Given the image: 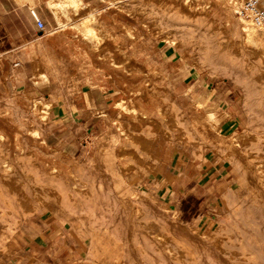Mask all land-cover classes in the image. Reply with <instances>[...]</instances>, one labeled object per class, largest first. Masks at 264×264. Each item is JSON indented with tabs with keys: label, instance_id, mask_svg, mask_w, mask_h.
<instances>
[{
	"label": "rangeland",
	"instance_id": "rangeland-1",
	"mask_svg": "<svg viewBox=\"0 0 264 264\" xmlns=\"http://www.w3.org/2000/svg\"><path fill=\"white\" fill-rule=\"evenodd\" d=\"M58 1L57 13L94 16L53 30L79 46L49 54L48 75L35 62L34 81L55 90L62 75L70 88L102 79L114 112L98 113L104 122L76 151L58 145L46 88L0 104V264H264V63L254 55L264 39L248 34L253 24L232 0Z\"/></svg>",
	"mask_w": 264,
	"mask_h": 264
},
{
	"label": "crops",
	"instance_id": "crops-1",
	"mask_svg": "<svg viewBox=\"0 0 264 264\" xmlns=\"http://www.w3.org/2000/svg\"><path fill=\"white\" fill-rule=\"evenodd\" d=\"M55 1L0 0V104L3 101L16 104L18 94H29L34 90L46 88L42 93L51 95V101H55L53 102L54 117L51 126L58 128V135H55L58 145L60 147L62 144L63 149L67 145H71L77 151L84 147L86 135L104 122L98 113L114 112V104H112L114 93L110 85L97 82L102 80L99 78L96 79V82L89 84L88 89H85L84 85L81 86V89L76 85L70 88L66 85L65 75L60 76L59 78H62L60 80L56 79L55 90H49V86L43 85L42 81L40 83L34 81L33 64L35 62L44 65V70L48 75V65L52 61L49 54L54 52L57 55L61 54L64 58L66 51L69 52L79 46L75 40H69L68 36L60 34L57 38L52 37L50 34L53 30L58 29L64 32L63 27L68 25L65 22L72 21V24L75 25V22L78 21L76 24L78 26L82 19L94 16L90 13L89 16L76 19L75 16L69 15L68 11V15L57 13L50 5V3H60ZM82 1L87 5H92L94 9L101 7V3L106 4L103 0ZM107 9L102 7L100 11H107ZM32 10L44 22L46 27L44 32L37 28L31 15ZM59 14L64 18L62 24L58 23ZM61 27L62 29H60ZM108 30H110L109 27ZM33 55H36V59L32 57ZM61 71L65 72L64 66L58 69V72ZM108 74L113 75L112 73ZM54 80L52 78V81ZM69 92H72V98H69ZM104 120L106 121V119ZM44 141L48 143V138H44ZM162 148L164 151L169 150L166 145ZM64 153L70 154L66 151ZM40 237L41 239L37 237L31 239V248L39 239L42 240L41 245H48L46 237L43 234Z\"/></svg>",
	"mask_w": 264,
	"mask_h": 264
},
{
	"label": "bare ground",
	"instance_id": "bare-ground-1",
	"mask_svg": "<svg viewBox=\"0 0 264 264\" xmlns=\"http://www.w3.org/2000/svg\"><path fill=\"white\" fill-rule=\"evenodd\" d=\"M80 1H82V0H80ZM242 4H240V2H239V0H232L231 1V7L233 8V10L235 9L236 11L239 9V7L241 6ZM231 9V8H230ZM247 30H248V34L251 36V38H258V37H262V39H264V31L263 32H260L257 28H256V26L253 24V25H248L247 24V26L245 27ZM264 30V29H263ZM248 35V36H249ZM205 40V39H204ZM207 44V43H206ZM208 50V49H207ZM254 55L255 56H257V57H261L262 58V61L261 62H263L264 63V48H259V49H257V48H255L254 49ZM169 118H171V117H169ZM175 120V119H174ZM158 126H159V123H158ZM141 135H142V133H140ZM137 135V134H136ZM135 135V136H136ZM140 135V136H141ZM138 136V135H137ZM246 136V135H245ZM244 136V137H245ZM139 138H142V136L141 137H139ZM146 138V137H145ZM241 138V137H240ZM147 139H149V138H147ZM238 139V138H237ZM264 141V140H263ZM153 144V143H152ZM260 145V144H259ZM151 146V145H150ZM253 151V150H252ZM251 151V152H252ZM261 156V155H260ZM256 160V164H257V169L259 170V172H260V174H261V178L260 177H255V181H256V183L258 184V183H260L261 184V187H262V192L264 191V164H259V160L256 158L255 159ZM260 163H261V160H260ZM4 164H6V163H4ZM238 164H240V163H238ZM8 165H6L5 167H7ZM238 167V166H237ZM245 170V169H244ZM245 172V171H244ZM247 175V174H246ZM252 176V175H251ZM251 176H249V177H251ZM244 177V176H243ZM246 177V176H245ZM246 181V180H245ZM247 182V181H246ZM249 182H250V180H249ZM248 182V183H249ZM247 189H249V188H247ZM245 193V192H244ZM244 195V194H243ZM236 196H238V195H236ZM246 196H248V195H246ZM262 197L264 198V193H262ZM239 198H241V197H239ZM247 198V197H246ZM250 198V197H249ZM242 199V198H241ZM248 199V198H247ZM229 201V200H228ZM255 201V200H254ZM239 202V201H238ZM243 206V205H242ZM246 206V205H245ZM260 206V205H259ZM263 206V205H262ZM239 207V206H238ZM237 207V208H238ZM257 207V206H256ZM241 208V207H240ZM237 210V209H236ZM235 210V211H236ZM245 210V209H244ZM234 211V212H235ZM244 216V215H243ZM236 217V216H235ZM247 223V222H246ZM243 228V227H242ZM241 228V229H242ZM224 230V229H223ZM245 230V229H244ZM15 231V230H14ZM13 231V232H14ZM185 233V232H184ZM11 236V235H10ZM237 239H238V237H236ZM220 239V238H219ZM228 239V238H227ZM232 240V239H231ZM210 242V241H209ZM237 242V241H236ZM262 244V243H261ZM203 246V245H202ZM213 246V245H212ZM211 246V247H212ZM206 247V246H205ZM220 247V246H219ZM206 248H208V247H206ZM215 249V248H214ZM208 251H210L209 249H208ZM213 251V250H212ZM217 251V250H216ZM214 252V251H213ZM216 253V254H215ZM215 253H212V255H213V257L215 256V255H217V252H215ZM241 253V252H240ZM243 253V252H242ZM201 254V253H200ZM199 254V255H200ZM203 254V253H202ZM208 254V253H207ZM215 254V255H214ZM219 254V253H218ZM211 255V256H212ZM218 256V255H217ZM219 257V256H218ZM240 257H242L241 255L240 256H238L237 258L239 259ZM243 257H246V256H243ZM249 257V256H248ZM175 258V257H174ZM217 258V257H216ZM203 259V258H202ZM202 259H201V262H202ZM207 260V259H206ZM210 260V259H209ZM208 260V261H209ZM220 262H221V260L220 259H218ZM218 260H217V262H218ZM234 260V259H233ZM214 262H215V260H213ZM227 264H228V262H226ZM225 263V264H226ZM236 263V262H235ZM177 264V263H176ZM222 264V263H221ZM240 264V263H239ZM241 264H261V263H259V262H257V261H255L254 259H249L248 258V260L245 262V263H241Z\"/></svg>",
	"mask_w": 264,
	"mask_h": 264
},
{
	"label": "built area",
	"instance_id": "built-area-1",
	"mask_svg": "<svg viewBox=\"0 0 264 264\" xmlns=\"http://www.w3.org/2000/svg\"><path fill=\"white\" fill-rule=\"evenodd\" d=\"M238 14L248 19L256 27L264 29V0H243L242 5L238 9ZM31 15L37 28L44 32L46 30L44 22L34 10L31 11Z\"/></svg>",
	"mask_w": 264,
	"mask_h": 264
}]
</instances>
